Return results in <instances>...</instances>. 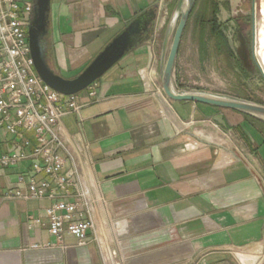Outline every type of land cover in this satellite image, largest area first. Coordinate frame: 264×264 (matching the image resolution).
I'll return each mask as SVG.
<instances>
[{"label":"crops","instance_id":"obj_1","mask_svg":"<svg viewBox=\"0 0 264 264\" xmlns=\"http://www.w3.org/2000/svg\"><path fill=\"white\" fill-rule=\"evenodd\" d=\"M254 1L225 5L252 42L254 14L250 62L264 72V40L258 46L256 34L264 0L256 8ZM178 3L51 0L47 62L65 79L138 15L152 9L155 18L141 42L96 81L95 96L79 93V111L62 117L71 142L85 146L105 200V243L78 247L65 239L62 249L45 226L30 225L34 218L46 223L49 200L0 198V264H264V123L164 96L166 22ZM7 145L0 130V155ZM28 168V161L0 167V194L23 191L16 176Z\"/></svg>","mask_w":264,"mask_h":264},{"label":"built area","instance_id":"obj_2","mask_svg":"<svg viewBox=\"0 0 264 264\" xmlns=\"http://www.w3.org/2000/svg\"><path fill=\"white\" fill-rule=\"evenodd\" d=\"M35 0H0V130L8 138L0 167L29 162L16 176L22 190L0 194L2 200H49L45 226L55 244L65 239L75 246L105 243L110 221L97 183L93 180L85 146L74 144L63 129L62 117L78 112V94L62 95L37 75L28 44V28ZM96 82L84 91L95 96ZM81 93V92H80ZM51 244H33L31 248Z\"/></svg>","mask_w":264,"mask_h":264},{"label":"rangeland","instance_id":"obj_3","mask_svg":"<svg viewBox=\"0 0 264 264\" xmlns=\"http://www.w3.org/2000/svg\"><path fill=\"white\" fill-rule=\"evenodd\" d=\"M226 1L196 0L180 41L173 71L174 86L183 91L232 96L264 105V79L250 62L252 49L255 50L251 31L247 26L240 25L241 22L235 23L239 16H236L234 7L225 5ZM213 2L220 9L216 21L226 37L228 51L225 48L218 49L210 35L209 20ZM254 3L256 8L258 0ZM258 6L260 21L257 29L264 33L261 14L264 1ZM170 14L166 22L169 28L166 55L178 23L177 12ZM255 18L259 19L256 14Z\"/></svg>","mask_w":264,"mask_h":264},{"label":"water","instance_id":"obj_4","mask_svg":"<svg viewBox=\"0 0 264 264\" xmlns=\"http://www.w3.org/2000/svg\"><path fill=\"white\" fill-rule=\"evenodd\" d=\"M195 3L196 0H179L177 7L178 23L160 72V84L164 96L174 102H189L234 111L264 123V105L232 96L199 91H183L174 86L173 71L180 41ZM50 5L51 0H35L33 17L27 32L28 44L37 75L52 90L62 95L78 94L98 81L141 42L142 38L148 34L155 18V11L152 9L138 15L115 35L77 76L72 79H65L55 74L49 67L47 44L42 42V38L49 35ZM252 34L253 43L256 45L254 14L252 15ZM256 65L264 79L261 65L259 63Z\"/></svg>","mask_w":264,"mask_h":264},{"label":"trees","instance_id":"obj_5","mask_svg":"<svg viewBox=\"0 0 264 264\" xmlns=\"http://www.w3.org/2000/svg\"><path fill=\"white\" fill-rule=\"evenodd\" d=\"M218 11V7L215 2L211 4V18L210 22V35L215 40V45L218 49L225 48L228 51L227 40L224 33L220 30L219 25L216 21V14ZM226 51V50H225ZM248 100V99H246ZM263 105V104H262Z\"/></svg>","mask_w":264,"mask_h":264},{"label":"bare ground","instance_id":"obj_6","mask_svg":"<svg viewBox=\"0 0 264 264\" xmlns=\"http://www.w3.org/2000/svg\"><path fill=\"white\" fill-rule=\"evenodd\" d=\"M261 14H262V16H264V6H263V8L261 10ZM262 23H263V28H264V21ZM261 37H262V40H264V33L258 32V36H257V38H258L257 39L258 46L260 45V41L259 40L261 39Z\"/></svg>","mask_w":264,"mask_h":264},{"label":"flooded vegetation","instance_id":"obj_7","mask_svg":"<svg viewBox=\"0 0 264 264\" xmlns=\"http://www.w3.org/2000/svg\"><path fill=\"white\" fill-rule=\"evenodd\" d=\"M260 6H258V8H259ZM256 34H258V29L256 30ZM49 36V35H48ZM47 40H48V37H43L42 38V42L43 43H45V44H47ZM261 44V43H260ZM259 46H261V45H259Z\"/></svg>","mask_w":264,"mask_h":264}]
</instances>
